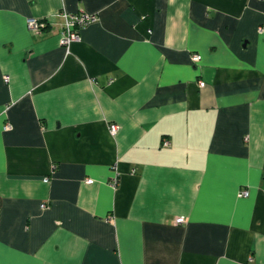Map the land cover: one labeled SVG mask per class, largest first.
Wrapping results in <instances>:
<instances>
[{"label": "crops", "instance_id": "obj_1", "mask_svg": "<svg viewBox=\"0 0 264 264\" xmlns=\"http://www.w3.org/2000/svg\"><path fill=\"white\" fill-rule=\"evenodd\" d=\"M0 264H264V0H0Z\"/></svg>", "mask_w": 264, "mask_h": 264}, {"label": "built area", "instance_id": "obj_2", "mask_svg": "<svg viewBox=\"0 0 264 264\" xmlns=\"http://www.w3.org/2000/svg\"><path fill=\"white\" fill-rule=\"evenodd\" d=\"M65 17V24L63 25V30L61 33V39L60 42L63 45L69 46L73 41L77 40L80 38V30L82 27L95 22L98 20V15L96 13H75V14H70V13H64ZM46 22L44 20L38 19L37 17H30L28 19V27L32 31H39L42 28L46 27ZM262 30V28H260ZM193 61H199L201 59V55L199 53H194L192 55ZM6 79H8V76H6ZM200 85L204 86L205 81H200ZM6 129L11 128V124L7 123L5 125ZM118 124L117 123H111L110 124V130L113 134H115L118 131ZM170 142L168 139L164 140V145H169ZM93 179L88 178L87 182L91 183ZM117 180H115L114 183H116ZM239 195L241 196H248L249 195V190L248 189H243L240 191ZM42 206H45V203L42 204ZM177 223H184L186 222V218L183 216H179L176 219Z\"/></svg>", "mask_w": 264, "mask_h": 264}]
</instances>
